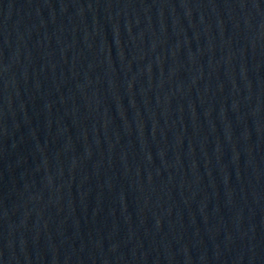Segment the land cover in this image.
<instances>
[{
  "label": "water",
  "instance_id": "95a60500",
  "mask_svg": "<svg viewBox=\"0 0 264 264\" xmlns=\"http://www.w3.org/2000/svg\"><path fill=\"white\" fill-rule=\"evenodd\" d=\"M0 264H264V0H0Z\"/></svg>",
  "mask_w": 264,
  "mask_h": 264
}]
</instances>
